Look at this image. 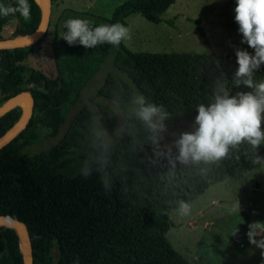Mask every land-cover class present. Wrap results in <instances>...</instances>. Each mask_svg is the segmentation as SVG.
<instances>
[{
    "label": "trees",
    "instance_id": "obj_1",
    "mask_svg": "<svg viewBox=\"0 0 264 264\" xmlns=\"http://www.w3.org/2000/svg\"><path fill=\"white\" fill-rule=\"evenodd\" d=\"M174 1L127 0L115 9L110 23L126 26L133 13L159 23ZM0 3L15 5V0ZM28 3L31 20L19 13L0 17V33L11 16L19 22L16 36L38 27L41 9L36 0ZM48 28L32 44L0 49V106L20 92L34 98L26 127L0 148V216L26 225L33 264H191L166 237L173 225L171 211L179 201L190 203L213 184L255 168L254 156L264 157V145L253 151L245 143L214 163L181 164L175 159L174 141L194 130L199 104L207 105L220 87L230 95L250 91L234 84L235 53L132 52L121 46L112 58L120 74L107 72L88 96L98 107L101 132L87 139L93 111L85 103L56 145L30 153L23 148L58 134L65 121L62 106L80 95L111 49L108 43L94 48L69 45L62 38V66L58 74H50L35 58ZM262 78L264 65L255 74L256 80ZM138 95L169 113L156 145L135 116ZM97 97L120 106L122 132L117 140L109 138L113 113ZM21 113L16 105L0 116V136ZM84 168L90 171L86 178L81 175ZM19 242L13 228L0 225V264H24Z\"/></svg>",
    "mask_w": 264,
    "mask_h": 264
},
{
    "label": "rangeland",
    "instance_id": "obj_2",
    "mask_svg": "<svg viewBox=\"0 0 264 264\" xmlns=\"http://www.w3.org/2000/svg\"><path fill=\"white\" fill-rule=\"evenodd\" d=\"M125 1L50 0L48 33L36 46L35 58L41 67L50 74H58L63 60L62 25L67 19L82 18L98 25L111 24L115 9ZM234 8L235 0H175L162 14L159 23L150 22L138 13L130 14L125 27L130 29L131 39L122 40L117 46L111 45L109 55L80 95L62 106L65 121L58 134L28 145L23 151L33 153L56 145L85 103L93 111L85 130L87 139L101 132L98 107L89 102L88 96L101 85L107 72L120 74L112 58L121 46L132 52L192 51L209 54L235 53V48H243L254 54L252 48L240 42L242 34L238 32V24L234 20ZM18 28V20L9 17L2 27L1 38L18 37ZM96 100L112 111L114 130L109 138L117 140L122 132L119 104L100 97ZM237 202L240 205L239 214L233 211ZM190 204L192 208L187 216L180 215L177 209L171 211L173 225L166 237L191 264H264L261 250L251 245L244 233L250 222L264 221V167L257 165L248 172L213 184ZM235 226L239 231L231 235ZM238 235L240 241L236 240ZM237 253H240L239 256H236Z\"/></svg>",
    "mask_w": 264,
    "mask_h": 264
},
{
    "label": "clouds",
    "instance_id": "obj_3",
    "mask_svg": "<svg viewBox=\"0 0 264 264\" xmlns=\"http://www.w3.org/2000/svg\"><path fill=\"white\" fill-rule=\"evenodd\" d=\"M234 12L238 32L242 34L241 44L246 43L254 50L252 54L246 49L235 48L238 66L234 73V84L237 87L244 85L250 91L230 95L224 87H220L207 105L201 103L197 106L194 130L180 133L174 141L178 150L175 159L181 164L214 163L228 157L230 148H238L241 144L250 145L253 151L264 145V78L255 79V74L264 65V0H235ZM16 13L25 21L31 20L28 0H15V5L0 3V17ZM63 26L66 32L61 38L69 45L80 44L85 48H94L108 43L117 46L122 40L131 39L130 29L119 22L93 26L88 19L69 18ZM134 103L138 106L135 116L151 133L152 144H158L161 133L166 131L168 111L163 105L147 102L143 95L136 96ZM170 153L169 148L167 154ZM251 162L264 167L262 156H254ZM89 174L88 168L82 170L81 175L85 178ZM191 208L190 203L181 200L177 212L187 216ZM233 211L239 214L238 202ZM238 231L235 226L231 235ZM246 234L249 243L259 248L264 256V221L250 222Z\"/></svg>",
    "mask_w": 264,
    "mask_h": 264
},
{
    "label": "water",
    "instance_id": "obj_4",
    "mask_svg": "<svg viewBox=\"0 0 264 264\" xmlns=\"http://www.w3.org/2000/svg\"><path fill=\"white\" fill-rule=\"evenodd\" d=\"M36 1L41 9V18L38 27L30 34L18 36L13 39H1L0 49L15 48L32 44L45 33L49 21L50 0ZM16 105H20L22 107V113L19 119L3 135L0 136V148L10 142L23 128L26 127L33 112L34 98L28 92H20L16 94L6 103L0 106V116L5 114L8 110ZM0 225L11 227L17 232L21 245L24 264H33L30 236L26 225L22 221L7 215L0 216Z\"/></svg>",
    "mask_w": 264,
    "mask_h": 264
},
{
    "label": "crops",
    "instance_id": "obj_5",
    "mask_svg": "<svg viewBox=\"0 0 264 264\" xmlns=\"http://www.w3.org/2000/svg\"><path fill=\"white\" fill-rule=\"evenodd\" d=\"M200 211H201V210L199 209L198 212H200ZM192 225H194V224H192ZM247 231H248V229H245V230H244V233L246 234ZM257 238H258V237H257ZM236 240H237V241H240V240H241L240 235L236 236ZM241 245H242V243H241ZM239 254H240V253H237L236 256H239Z\"/></svg>",
    "mask_w": 264,
    "mask_h": 264
}]
</instances>
